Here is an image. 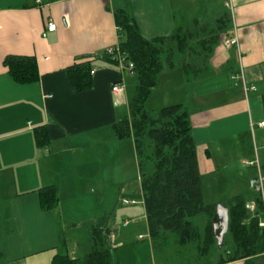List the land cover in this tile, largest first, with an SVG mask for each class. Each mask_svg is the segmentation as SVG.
Wrapping results in <instances>:
<instances>
[{
    "label": "crops",
    "instance_id": "0c3cea01",
    "mask_svg": "<svg viewBox=\"0 0 264 264\" xmlns=\"http://www.w3.org/2000/svg\"><path fill=\"white\" fill-rule=\"evenodd\" d=\"M125 2L57 0L41 5L40 0H0V264H51L63 229L59 216L66 217L72 231L99 220L90 214L73 222L71 210L77 201L71 189L85 182L115 180L110 173H115L117 157L122 159L120 150L129 148V158L135 151L131 138L117 139L112 130L128 112L127 82L134 81V74L102 56L117 45L113 12ZM129 3L146 39L169 36L177 25L201 19L179 13L174 0ZM224 9L230 13L231 33L234 29L238 38L240 62L236 46L219 43L205 79L186 84L181 70H163L148 100V104L159 100L151 110L172 103L187 106L203 199L205 194L218 197L206 204L223 206L233 196L254 192L257 170L248 163L257 159L264 165V125H259L264 122V0H219L202 18L215 17ZM49 21L55 23L50 31L46 30ZM231 54L236 55L234 64L227 65ZM9 55L33 57L38 80L16 82L3 64ZM88 59L93 67L91 86L73 92L67 68ZM240 70L249 87L246 93ZM115 82L123 83L117 95L111 92ZM39 127L49 138L43 146L35 140L34 130ZM136 179L142 194L138 166ZM46 185L57 188L59 202L54 209L40 206L39 189ZM123 199L125 208L137 202L124 204ZM250 204L253 201L248 202L249 209ZM98 210L97 206V214ZM123 222H117L114 214L107 216V224L115 227V251L148 232L146 222L143 229ZM69 237L68 254L73 258L82 237ZM225 249L228 252L230 245ZM223 264H260V260L254 256Z\"/></svg>",
    "mask_w": 264,
    "mask_h": 264
},
{
    "label": "trees",
    "instance_id": "16d2710c",
    "mask_svg": "<svg viewBox=\"0 0 264 264\" xmlns=\"http://www.w3.org/2000/svg\"><path fill=\"white\" fill-rule=\"evenodd\" d=\"M57 0H40L41 5ZM36 5H38L36 3ZM118 33V49L131 62L135 77L134 92L128 100V112L112 125L117 139L133 140L140 174V188L148 235L154 254L163 264L172 253L194 264H223L257 256L264 264L263 203L258 193L237 195L225 202L227 231L221 244L213 233L216 203L203 199L201 175L195 143L191 135L189 110L184 103H172L149 110L147 103L163 69L178 66L186 84L205 79L211 72L210 58L220 38L232 37L231 17L224 9L215 17L193 19L177 25L166 37L146 39L139 32L129 0L113 12ZM230 47H234L231 45ZM102 56L116 59L106 51ZM231 54L227 65L234 64ZM11 77L18 83L37 81L36 60L31 56L9 55L3 60ZM91 60L67 68L71 90L80 92L92 83ZM264 104V89L261 92ZM38 146L49 143L44 128L34 130ZM264 174V165H260ZM42 209H54L59 202L55 185L39 189ZM254 202V210L247 206ZM86 235L77 240L76 254H68L70 237L59 230L57 252L51 264H122L115 248L107 244V216L90 222ZM230 250L225 252L226 245ZM225 252V253H224ZM181 261H179L180 263Z\"/></svg>",
    "mask_w": 264,
    "mask_h": 264
},
{
    "label": "rangeland",
    "instance_id": "374dc122",
    "mask_svg": "<svg viewBox=\"0 0 264 264\" xmlns=\"http://www.w3.org/2000/svg\"><path fill=\"white\" fill-rule=\"evenodd\" d=\"M218 1L219 0H174V3L179 13L205 19L202 17H204L205 14L209 15L211 9L214 8ZM175 68L180 70L178 66ZM166 69L168 68L163 70ZM131 80L127 82L128 95H132L134 91L135 77L133 76L134 81ZM158 101L159 100L154 98L149 104L147 103L148 109L151 110L154 109V107H158ZM251 142L252 146H254L252 137ZM120 152L122 154V159L119 160L117 157L114 163L115 173H110V179L115 177V180L103 182L102 184L97 181L94 183L85 182L84 186L80 187L79 184L76 188L74 187L71 189L70 192H74L72 197L77 201L76 209L71 210V216L74 217L73 222H76L77 219L83 217V215L86 216L91 214L92 217H98L100 219L103 216L114 214L117 222L121 223L124 221L123 219L126 218L128 221L136 223V225L141 226L143 229L146 219L142 201L143 196L139 191V183L136 179V153L132 149V156L129 158V148L121 149ZM102 192L104 193L101 194ZM122 198L135 200L137 202L125 208L120 202ZM219 199L218 197L208 196V194L204 196L205 203L217 201ZM253 205L255 206V203ZM97 206L99 208L98 214L96 211ZM63 217L65 216L58 217L59 225L65 229L68 235L76 234L78 237H84L86 235L85 229H74L72 231L69 227L70 222H67L66 217ZM143 235L142 239L134 240L132 244L124 245L115 251L123 264H163L154 254L149 244L150 238L148 232H144ZM186 260L187 255L182 259L180 254L172 253L167 259V264H194L193 261L188 262ZM179 261L181 262L179 263Z\"/></svg>",
    "mask_w": 264,
    "mask_h": 264
},
{
    "label": "built area",
    "instance_id": "2783aa9c",
    "mask_svg": "<svg viewBox=\"0 0 264 264\" xmlns=\"http://www.w3.org/2000/svg\"><path fill=\"white\" fill-rule=\"evenodd\" d=\"M39 0H36V2H38ZM228 9L230 10V12H232V6L230 3L227 4ZM55 28V23L52 21L47 22L46 24V30L50 31L53 30ZM46 34V32H43L42 35L44 36ZM220 45L223 47H228L231 45L236 46L237 48V60L240 62V51H239V47H238V38L237 35L233 29V35L231 38H227L225 36L220 38L219 41ZM106 52L111 55L113 58L116 59L117 64L119 66L120 69H126V70H130L133 67V64L131 62H125L124 57L122 56V54H120L119 49H118V45H115L113 47H110L106 50ZM238 77L241 78L242 81V85H243V90L246 93V91L249 89V87H246L245 83H244V79H243V73L242 70H240ZM250 89H253L252 87ZM123 90V83L121 82H115L112 84L111 86V92L113 95H117L118 93H120ZM260 126L264 125V122H260L259 123ZM249 166H254L257 170V176H256V181L253 182V190L254 192L258 193L261 197L262 203H263V216H264V174L261 171V167L260 164L258 162V160L256 159L255 161L249 162L248 163ZM122 202L124 204H129V203H134V200H128V199H123ZM254 204V203H253ZM250 204V209L254 208V205ZM124 225L128 224V221L125 220L123 222ZM259 225L261 227H264V217L263 219L260 221ZM107 227L109 228V232L107 233V244L110 247H114L115 244V239H116V232H115V227L112 226L110 223L107 224ZM141 237V236H140Z\"/></svg>",
    "mask_w": 264,
    "mask_h": 264
},
{
    "label": "water",
    "instance_id": "95a60500",
    "mask_svg": "<svg viewBox=\"0 0 264 264\" xmlns=\"http://www.w3.org/2000/svg\"><path fill=\"white\" fill-rule=\"evenodd\" d=\"M254 181H256V178H254L252 183ZM227 225H228L227 207L221 204H217L215 208V214L213 217V233L218 243L220 244L223 239V234L227 231Z\"/></svg>",
    "mask_w": 264,
    "mask_h": 264
}]
</instances>
